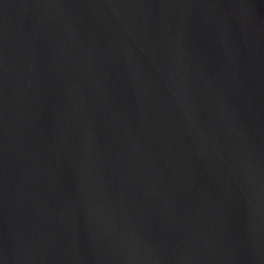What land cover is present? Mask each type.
Instances as JSON below:
<instances>
[{"label":"water","instance_id":"water-1","mask_svg":"<svg viewBox=\"0 0 264 264\" xmlns=\"http://www.w3.org/2000/svg\"><path fill=\"white\" fill-rule=\"evenodd\" d=\"M0 264H264V0H0Z\"/></svg>","mask_w":264,"mask_h":264}]
</instances>
